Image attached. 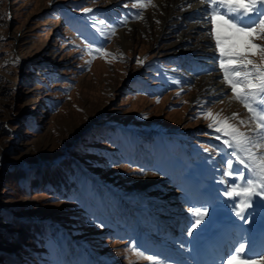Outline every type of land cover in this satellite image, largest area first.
Instances as JSON below:
<instances>
[{
	"label": "rangeland",
	"instance_id": "rangeland-1",
	"mask_svg": "<svg viewBox=\"0 0 264 264\" xmlns=\"http://www.w3.org/2000/svg\"><path fill=\"white\" fill-rule=\"evenodd\" d=\"M153 3L0 0V158L7 160L0 162V179L12 165L48 168L65 159L80 176L75 198L36 193L0 203L1 228L4 216H19L44 220L54 232L46 249L32 252L31 264H149L132 248L161 264H220L221 257L213 260L218 243L235 235L224 244L225 257L238 242L247 243L238 227L244 220L264 223L260 197H253L245 219L233 220H241L239 209L222 195L226 184L220 183H231L223 175L229 150L201 115L220 112L223 120L237 113L228 123L244 132L239 121L251 114L232 98L219 71L187 70L193 55L181 49L197 43L208 49L205 29H188L198 19L175 20L193 3ZM138 12L144 19L136 18ZM82 41L91 42V50ZM100 45L104 51L95 52ZM249 58L259 63V53ZM167 65L191 76H169L161 70ZM210 74L216 82L208 77L201 84ZM223 84L227 95L211 94ZM189 207L208 209L191 236L196 217ZM0 251L22 261L14 247L1 244ZM246 252H264V237Z\"/></svg>",
	"mask_w": 264,
	"mask_h": 264
},
{
	"label": "snow or ice",
	"instance_id": "snow-or-ice-1",
	"mask_svg": "<svg viewBox=\"0 0 264 264\" xmlns=\"http://www.w3.org/2000/svg\"><path fill=\"white\" fill-rule=\"evenodd\" d=\"M198 2L206 6L203 23L208 27L205 35L214 42L206 46L218 54L214 58V63L218 62L223 73L222 82L230 87L232 98L251 114L247 121H239L240 125L248 129L242 132L237 125L228 123L238 116L237 113L225 116L223 120L218 119L221 116L220 112L213 114L209 110L201 113L204 118L211 120L208 127L219 134L215 138L221 140L224 147L229 150L223 175L231 178V183L227 180L220 181L226 184L222 195L236 201L234 207L239 211L235 214L245 219L244 212L252 206L253 197L264 199V44L255 43L256 40L264 41V0H198ZM131 3L133 8L156 7L153 0H131ZM124 6L127 7V4ZM91 11L89 8L84 9L85 13ZM136 18L144 19L143 12H138ZM100 23L103 24L104 21L101 20ZM115 31L113 28V34ZM85 47L91 50V42L85 43ZM94 51L102 53L103 45L95 47ZM256 53H259V63L249 58ZM137 62L140 63L139 58ZM204 150L210 151L209 148ZM235 165L243 167L236 168ZM188 211L196 217L188 232L191 236V229L201 224L208 209L189 207ZM130 250L133 255L148 261L149 264H161L153 255H146L135 248ZM255 259L264 261V252L253 257L247 254L246 243L238 242L221 259L220 264H232L233 261L236 264H254Z\"/></svg>",
	"mask_w": 264,
	"mask_h": 264
},
{
	"label": "trees",
	"instance_id": "trees-1",
	"mask_svg": "<svg viewBox=\"0 0 264 264\" xmlns=\"http://www.w3.org/2000/svg\"><path fill=\"white\" fill-rule=\"evenodd\" d=\"M0 162L6 163V156L3 155ZM78 177H80L78 169L70 159L60 163L54 162L48 168L25 169L12 165L5 170L0 179V203L9 198L27 197L36 193L59 200L75 198L81 195ZM4 219L6 229L0 227V245L20 250L22 261H15L0 251V264H31L34 257L32 252L35 249L37 251L46 249L50 241L49 235L54 232H49L47 222L44 220H31L19 216L11 218L4 216Z\"/></svg>",
	"mask_w": 264,
	"mask_h": 264
},
{
	"label": "bare ground",
	"instance_id": "bare-ground-1",
	"mask_svg": "<svg viewBox=\"0 0 264 264\" xmlns=\"http://www.w3.org/2000/svg\"><path fill=\"white\" fill-rule=\"evenodd\" d=\"M193 0H172V3H171V6L173 7L174 6V4H176V5H181V4H188V3H191ZM160 4V3H159ZM170 4V3H169ZM167 6V5H166ZM179 7H181V6H179ZM167 8V7H166ZM170 8V7H169ZM176 8V7H175ZM163 9V8H162ZM172 10V9H171ZM188 13V14H187ZM189 13H190V11L188 10V8H186L185 7V10H182L181 12H180V14H178V15H176V17H175V20H177L178 22L179 21H183L184 20V18L187 16V15H189ZM191 14L192 15H197V16H199L200 17V15H201V12H200V7L198 6V5H194V7L191 9ZM170 18H172V13H171V15L168 17V19H170ZM150 20V19H149ZM200 23H202V24H191L189 27H188V29L190 30V29H198V30H200V29H202V27H203V22H200ZM162 24V23H161ZM163 27V26H162ZM188 29H186V30H184V32H182V34H186V32L188 31L189 32V30ZM180 38H176V42L179 40ZM181 40V39H180ZM175 42V43H176ZM178 43V42H177ZM173 45V44H172ZM194 45V46H193ZM193 45H191V46H188V47H184V48H182L181 49V51L180 52H184L183 53V55H187V54H198V52L199 51H201V48H202V45H201V43L200 44H193ZM177 47V46H176ZM173 48H175V47H173ZM171 52V51H170ZM172 53V52H171ZM194 56V55H193ZM210 78V80L213 82V84L216 82V79H217V76L216 75H214V74H210V75H207V76H203V77H201L199 80H200V82H201V80H206V82H208V79ZM206 82H204V83H206ZM218 82V81H217ZM219 83V82H218ZM222 83V82H221ZM201 84H202V82H201ZM206 85V84H205ZM204 85V86H205ZM224 86L223 87H221V86H218L217 85V87H216V89L215 90H217V91H219V92H217V93H214V92H212L211 94H214V95H216V94H220V93H225L226 91H227V88L225 87L226 85L225 84H223ZM208 86V85H207ZM206 86V87H207ZM207 88H210L209 86L207 87ZM213 88V87H212ZM213 91V90H212ZM260 228H263L264 229V226H262V227H259L258 228V230H260ZM258 230H256V231H258ZM255 234V233H254ZM246 236H247V238L249 237V233H248V231H246ZM262 236H264V233H262L261 234V237ZM258 239V238H257ZM261 243H263V239H259V241L258 242H256V244H255V246H250V248H249V250L250 249H252V248H255V249H258L262 244ZM217 253H219V252H217ZM257 253V252H256ZM221 260V259H220Z\"/></svg>",
	"mask_w": 264,
	"mask_h": 264
},
{
	"label": "water",
	"instance_id": "water-1",
	"mask_svg": "<svg viewBox=\"0 0 264 264\" xmlns=\"http://www.w3.org/2000/svg\"><path fill=\"white\" fill-rule=\"evenodd\" d=\"M165 67V66H164ZM167 74H171V75H175L176 74V77H181V73L180 72H177L176 70L172 69V67H165V70H164Z\"/></svg>",
	"mask_w": 264,
	"mask_h": 264
}]
</instances>
